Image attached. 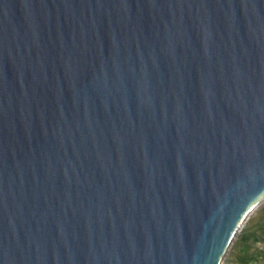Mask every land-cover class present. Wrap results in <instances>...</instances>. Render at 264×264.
Wrapping results in <instances>:
<instances>
[{"label":"water","instance_id":"1","mask_svg":"<svg viewBox=\"0 0 264 264\" xmlns=\"http://www.w3.org/2000/svg\"><path fill=\"white\" fill-rule=\"evenodd\" d=\"M263 200L264 0H0V264H223Z\"/></svg>","mask_w":264,"mask_h":264},{"label":"crops","instance_id":"2","mask_svg":"<svg viewBox=\"0 0 264 264\" xmlns=\"http://www.w3.org/2000/svg\"><path fill=\"white\" fill-rule=\"evenodd\" d=\"M231 253L232 264H264V208L246 220Z\"/></svg>","mask_w":264,"mask_h":264},{"label":"rangeland","instance_id":"3","mask_svg":"<svg viewBox=\"0 0 264 264\" xmlns=\"http://www.w3.org/2000/svg\"><path fill=\"white\" fill-rule=\"evenodd\" d=\"M263 208H264V200L253 210V212L251 213V215H249L248 218L252 217L253 215H256L257 213H259V211L262 210ZM235 240H236V238L233 240L232 244L230 245V248L228 249L227 253L225 254L224 259L222 261L223 264L231 263V260L233 258V255L231 253V249H232V245L235 242Z\"/></svg>","mask_w":264,"mask_h":264}]
</instances>
